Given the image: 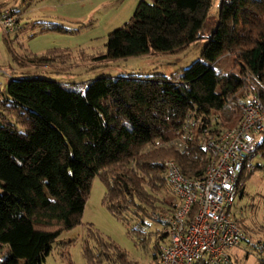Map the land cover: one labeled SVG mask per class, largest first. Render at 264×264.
I'll list each match as a JSON object with an SVG mask.
<instances>
[{"label": "trees", "instance_id": "16d2710c", "mask_svg": "<svg viewBox=\"0 0 264 264\" xmlns=\"http://www.w3.org/2000/svg\"><path fill=\"white\" fill-rule=\"evenodd\" d=\"M211 2L139 0L129 21L107 35L105 52L92 58L177 52L203 37ZM2 8L17 16L18 25L19 10ZM34 24L39 31H67L59 23ZM62 53L69 55L51 49L29 62L62 59ZM225 55L236 71L220 69ZM252 95L264 104V0H219L218 19L200 58L169 76H100L65 83L11 75L0 93V264H43L56 237L81 223L96 175L104 184L107 209L146 233L152 212L171 211L164 201L170 192L164 160L173 159L186 177L202 180L210 160L202 138L240 118L229 100L237 104ZM183 134V149L154 146L156 140L164 143ZM256 154L262 163L254 169H264V137ZM249 168L244 166L237 178L240 195L244 178L254 170ZM235 220L240 225L242 218ZM152 234V264H160L168 238L162 228ZM96 244L93 253L84 241L86 264H137L116 247L112 253Z\"/></svg>", "mask_w": 264, "mask_h": 264}, {"label": "rangeland", "instance_id": "374dc122", "mask_svg": "<svg viewBox=\"0 0 264 264\" xmlns=\"http://www.w3.org/2000/svg\"><path fill=\"white\" fill-rule=\"evenodd\" d=\"M36 1L41 4L37 5ZM138 1L17 0L15 7L24 12L22 19V21L25 19L24 23L34 25L32 21L41 17L40 19L63 24L67 31L59 29L39 31L37 27L33 36L27 35L29 30L26 35L19 37L17 42L6 45L0 28V93L5 92L6 83L11 75L14 78L41 77L65 83H83L100 76L162 77L186 68L200 58L208 35L218 19L219 0L211 2L204 21L203 37L177 52L163 54L151 52L106 61L93 59L92 57L97 54L105 52L107 35L129 21ZM48 4L53 5L51 7L53 11L49 14L43 13L48 11ZM34 5L37 6V10H34ZM42 6L46 9H42ZM51 49L66 50L69 55L62 53L64 56L62 59L58 56L41 63L29 62L34 54ZM58 58L61 60L57 61ZM218 64L222 71L237 70L236 66L232 67L228 55L220 58ZM253 135L259 141L264 137V133L261 132ZM252 163L254 168L262 163L259 154L254 156ZM104 190V184L99 176H94L84 204L81 223L63 230L56 237L43 264H86L83 254V243L86 239L93 253L96 252V243H103L112 253L115 247L122 250L127 258L137 264H152L151 254L155 244L152 232L155 229H163L161 223L148 219L143 228L146 233L137 231L136 225L132 222L129 225L123 223L103 203ZM167 195L169 193L164 195L165 203H168ZM231 211L235 217L242 218L240 226L245 237L237 245L226 249L230 258L228 264L264 262V169L256 168L244 178L243 194L237 192ZM160 244L162 246L165 242ZM6 250L7 247L1 249L2 252Z\"/></svg>", "mask_w": 264, "mask_h": 264}, {"label": "built area", "instance_id": "2783aa9c", "mask_svg": "<svg viewBox=\"0 0 264 264\" xmlns=\"http://www.w3.org/2000/svg\"><path fill=\"white\" fill-rule=\"evenodd\" d=\"M17 26V16L9 8H2V31L9 34ZM229 105L240 112V118L219 133L202 138L201 146L210 154L202 180L186 177L173 159L164 160L171 211L152 212V218L161 223L168 238L161 247L160 264H195L198 260L204 264H228L226 249L243 238L231 209L242 168H254L259 140L253 133H264V104L252 95L237 104L231 99ZM184 137L183 134L164 143L156 140L154 146L183 149Z\"/></svg>", "mask_w": 264, "mask_h": 264}, {"label": "crops", "instance_id": "0c3cea01", "mask_svg": "<svg viewBox=\"0 0 264 264\" xmlns=\"http://www.w3.org/2000/svg\"><path fill=\"white\" fill-rule=\"evenodd\" d=\"M21 1H24V0H21ZM17 3V0H0V4H3V5H7V6H11L12 8H16L15 7V4ZM35 3H37V5H40L41 3H39L38 1H36ZM51 5V4H50ZM53 6V5H52ZM52 6H49V4H48V11H45V12H43V13H46V14H49L51 11H53V8H51ZM34 7V10H37V6L36 5H34L33 6ZM46 9L45 7H43L42 6V9ZM21 10V9H20ZM19 10V13H20V21H19V23H18V26H17V28L13 31V32H11V33H9V34H6V33H4L3 31V41H4V43L6 44V45H10V44H12V42H17L18 41V38L19 37H23V35H26L27 33H28V31H29V33L27 34V35H34L36 32H34L35 31V29L37 28V30H40L39 29V26L38 25H36V24H34V25H29V24H27V23H24L25 22V19H24V21H22V19L24 18L23 17V13L24 12H21ZM25 15V14H24ZM41 17H38V18H36V20H34V21H32L33 23L34 22H36V21H46V22H53V21H49V20H45V19H40ZM27 50V49H26ZM11 51V54H12V49L10 50ZM29 53H31V54H33L32 52H30V51H28ZM12 58H13V56H11ZM13 77V76H12ZM229 262V261H228Z\"/></svg>", "mask_w": 264, "mask_h": 264}]
</instances>
